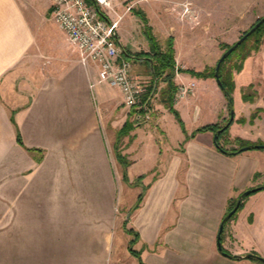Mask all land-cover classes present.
Segmentation results:
<instances>
[{
  "label": "crops",
  "instance_id": "obj_1",
  "mask_svg": "<svg viewBox=\"0 0 264 264\" xmlns=\"http://www.w3.org/2000/svg\"><path fill=\"white\" fill-rule=\"evenodd\" d=\"M42 2L0 0V264H264V188L228 220L229 231L228 221L223 224L232 199L264 187V149L227 153L216 146L213 130H198L230 117L216 78L189 71L175 77L176 83L196 82L193 94L174 102L189 128L178 127L153 143L148 167L135 158L137 129L156 108L162 116L169 109L151 103L149 116L132 126L125 176L147 182L143 189L131 185L113 151L125 120L112 119L123 116L120 89L104 82L95 91L102 83L96 66L69 52L60 28L46 33L57 55L47 72L40 70L41 59L27 58L42 20L39 16L36 23V13L42 16L46 8ZM51 4L47 0L50 13ZM173 41L183 69L212 66L213 57L210 62L195 57L201 41L188 44L189 54ZM28 60L36 67L29 79L22 78ZM234 80L230 135L264 142V43L244 60ZM250 85L256 88L253 101L243 98V87ZM207 95L212 99L203 101ZM256 107L261 111L253 121H240ZM258 201L260 212L254 206ZM132 239L138 255L130 249Z\"/></svg>",
  "mask_w": 264,
  "mask_h": 264
},
{
  "label": "rangeland",
  "instance_id": "obj_2",
  "mask_svg": "<svg viewBox=\"0 0 264 264\" xmlns=\"http://www.w3.org/2000/svg\"><path fill=\"white\" fill-rule=\"evenodd\" d=\"M30 1L32 2L34 0H28V3ZM115 2L118 3L117 7L119 12L124 15L120 20L118 30L120 34V41L126 49L133 53L150 50L148 39L143 32L144 22L142 21L140 14H138L139 12H144L148 18V24L153 25V32L155 31L157 41L160 43L162 48H166L167 39L169 37H173L175 38L177 45L180 46L183 51L185 50V53L189 54L188 52L192 47L188 44L194 40L198 42L201 41L198 46H195L196 59H202L204 62H210L211 57H213V60L211 61L212 66H207L206 68L216 66L221 55L231 45L238 41L239 38L242 37L248 30H250L258 19L264 16V0H196V3H194L193 0H122L123 3H119L118 0H115ZM42 3L43 4L40 5L44 7L46 5V8L43 9L44 11H41L42 16L39 12L36 13V23L40 21L39 16L42 17V20L41 23H37L38 27H35L34 25V32L37 37L34 42V46L32 47L33 51L31 49V51L28 52L27 58L31 59L32 56V59H34V57L41 59L40 70L47 72V67L51 64L50 62L57 60V55L53 51L51 45L47 43L45 39L46 33L48 29H52L53 32L56 31V28L59 29V26L57 27L51 19V13L47 10V0H43ZM128 7L131 8L127 10ZM193 30L196 31V36L191 34V31ZM67 47L69 52L77 58L78 54L71 47V45L69 44ZM241 53L242 50L238 49V52L233 53L226 62L227 72L232 69L234 76L236 72L240 71L236 68V65L241 62ZM61 60L64 61L63 59ZM131 61L133 65V75L144 80L145 85L147 86V91L142 99V101H145V98L149 95L148 93H150V85L152 84V75L150 74L149 65L147 61L143 59H133ZM34 62L35 60H28V71L22 76V78H25L26 76L27 79L30 78V74H32L36 68L33 65ZM105 85L106 84H104V82L95 85V91ZM166 85L167 82L164 80L160 82L158 89L159 94L157 96L154 95L155 97L151 100L150 105L152 103L153 107H155L157 103H162L160 93ZM244 93L252 96V99L250 98L248 101H253L256 96L255 86L243 87V94ZM202 99L204 101L212 98L207 95ZM202 99H200V103H202ZM140 104L134 107L125 106L123 116L121 114H118L119 116L115 114L112 119L116 121H123L125 117L122 127L128 120L131 121L133 125L137 122H141L143 118L136 119V114L138 113L139 108H142ZM260 111L261 107H256L250 116L241 117L240 121H253ZM153 114L148 121L138 127L135 137V158L138 159L139 163H141L143 167H148L149 161L150 163L153 161V159L148 160L146 158L147 152L151 151L150 149L153 146V143L154 145H157L160 141H162V139H168L171 134L178 130V127L183 130L182 124L174 112L168 110L167 114L162 116L156 108L155 111L153 110ZM228 119L229 114L220 122L221 125H224ZM182 122L187 130V128H189L188 123L186 121L184 122L183 119ZM124 131L127 132L126 130ZM130 134L131 131L127 134L124 133L117 136L116 144L113 146V151L118 162H120L123 167V179L131 185L142 186L143 189L147 182V180H143V176L136 177L132 182L126 179L125 176V169L127 165L130 164V158L126 153V148L131 139L130 136H128ZM237 138L241 137H232L228 130L222 137V142L227 148H237L239 146V142L236 141ZM243 140L246 141V139ZM256 193H258V191L245 196L243 202L245 201L250 204V201L247 200L248 197L252 200V197H257L252 196ZM237 199V197L234 198L235 201ZM258 205H261V202H254L256 209H258ZM251 211L253 212V210ZM236 214H238V212ZM253 214L254 213L250 214L248 220H252L254 216ZM230 221H228L225 225L226 231L230 230ZM261 222H263L261 226H264V212L261 213Z\"/></svg>",
  "mask_w": 264,
  "mask_h": 264
},
{
  "label": "built area",
  "instance_id": "obj_3",
  "mask_svg": "<svg viewBox=\"0 0 264 264\" xmlns=\"http://www.w3.org/2000/svg\"><path fill=\"white\" fill-rule=\"evenodd\" d=\"M51 1V18L66 33L79 60L85 65L93 63L96 66L100 82L120 89L124 106L134 107L141 103L136 119L149 116L148 103L154 93L150 95L152 99L148 101L149 96L142 101L147 86L144 80L133 75L132 61L126 56L118 36V26L124 15L114 0ZM180 68L176 63L175 77L180 75ZM195 89V81L180 80L175 100L193 94Z\"/></svg>",
  "mask_w": 264,
  "mask_h": 264
},
{
  "label": "trees",
  "instance_id": "obj_4",
  "mask_svg": "<svg viewBox=\"0 0 264 264\" xmlns=\"http://www.w3.org/2000/svg\"><path fill=\"white\" fill-rule=\"evenodd\" d=\"M138 14H140V17H141L142 21L144 22L143 32H144L146 38L148 39V42L150 45V50L149 51H141L138 53H133L130 50L125 48L126 56L131 60H133V59L146 60L148 65H149L150 74L152 75V84L150 85V93H148L149 95L147 94L148 96H147V98H145V101L148 99V97L153 92L154 85H155L156 81H157V88L154 91V95L158 92L160 82L162 80L167 82L166 87L160 93L161 102L170 111H172L176 114L177 118L179 119V121L182 124L184 132H186V129H185V126L182 122L181 116L179 115L177 109L174 107L175 95H176V91H177V83L175 82V79H174L176 59H175V48H174L173 37H169L167 39V47L162 48L160 43L157 41V37L153 32L152 26L150 24H148V18L146 16V14L144 12L143 13L139 12ZM263 43H264V21L249 36H247V38L245 40H243L221 62V65H220V68L218 71V75H219V78L221 80L220 87L224 91V94L228 100V107H229L230 111L234 108L233 92L235 89V80H234V74L232 72V69L229 72H227L228 70L226 69V62L233 53L238 52V49L242 50V53L240 55L241 62L238 65H236V68L238 70H241L243 67L244 60L253 51H258ZM180 70L181 71H189L190 73H192L193 75H196L198 77H216V66H214L212 68L211 67L205 68L201 71H196L194 69H183V68L182 69L180 68ZM252 86L253 85H250L249 87H252ZM243 98L245 100H249L250 98L252 99V96L244 93ZM150 102H151V100H150ZM150 102L148 103V106L150 105ZM229 119H230V117H229ZM229 119L227 120V122L224 125H221V123L218 122V123H214V124L205 125L203 127L198 128V130L210 129V130H213L214 133H218V136L215 138V144L220 150L227 152V153L241 152L242 151L241 149L244 146H249V149H252V148L264 149V142L262 140H259L256 142H251L248 140L245 141L242 138L236 139V141L239 142V146L237 148H227L224 145V143L222 142V137L226 134V132L229 129L230 124L232 123L231 122L229 125H227ZM132 126H133V123L128 120L125 123V125L122 127V129L119 131L118 136H120L124 133L127 134L131 130ZM222 128H223V130L219 132V130ZM124 130H126L127 132H125ZM17 139H18L20 144H23L19 129L17 130ZM226 142L229 143L228 141H226ZM255 191H257V190H255ZM142 196H143V194H140L138 199L141 200ZM245 196H248V195L244 194V192L240 195V198L242 199V201H241V204H240L239 208L237 209V211L242 206L243 199L245 198ZM237 200L236 201L234 199L231 200V202L228 206V211H227V213L224 217V220H223L224 225L228 220L233 218L234 215L237 213V211H236L229 219H226L227 214L236 205ZM138 204H139V202H138ZM130 243H131L130 249L132 250V252L134 254L138 255V252L135 249H133V247H132L133 239L131 240ZM234 256L237 257V255H234ZM248 256H257V255L249 254ZM260 259L262 262H264V260L262 258H260ZM139 264H145V263L143 261H140Z\"/></svg>",
  "mask_w": 264,
  "mask_h": 264
},
{
  "label": "water",
  "instance_id": "obj_5",
  "mask_svg": "<svg viewBox=\"0 0 264 264\" xmlns=\"http://www.w3.org/2000/svg\"><path fill=\"white\" fill-rule=\"evenodd\" d=\"M264 21V16L261 18V19H259L256 23H255V25H253L252 27H251V29L250 30H248L242 37H240L239 38V40L238 41H236L231 47H229L222 55H221V57L219 58V60H218V62H217V65H216V80L218 81V83H219V85H221V80H220V78H219V75H218V71H219V68H220V65H221V62H222V60L223 59H225L243 40H245L246 38H247V36H249L262 22ZM156 88H157V81L155 82V86H154V89H153V92H152V94L154 93V91L156 90ZM151 99V96L149 97V99H148V101ZM145 108H146V106H145ZM233 119H234V109H232L231 110V113H230V119H229V121H228V124L227 125H229L232 121H233ZM223 130V128L222 129H220L219 130V132L220 131H222ZM218 136V133H215V138ZM247 149H249V146H244V147H242V151L243 150H247ZM261 188H263V186H258V187H253V188H250V189H247V190H245L244 191V194H246V195H249V194H251L253 191H255V190H259V189H261ZM241 201H242V199L241 198H239L238 200H237V203H236V205L233 207V209H231L230 211H229V213L227 214V216H226V219H229L236 211H237V209L239 208V206H240V204H241ZM223 228H224V225L222 224V226L220 227V235H219V238H221V233H222V231H223ZM219 248L222 250L223 248H222V243H221V240L219 241ZM263 260H264V258L263 257H261Z\"/></svg>",
  "mask_w": 264,
  "mask_h": 264
}]
</instances>
